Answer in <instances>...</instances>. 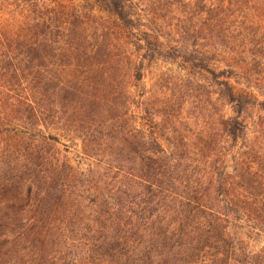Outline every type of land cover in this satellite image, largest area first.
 <instances>
[{"label":"trees","instance_id":"obj_1","mask_svg":"<svg viewBox=\"0 0 264 264\" xmlns=\"http://www.w3.org/2000/svg\"><path fill=\"white\" fill-rule=\"evenodd\" d=\"M179 4L198 19L168 29ZM0 56L64 146L43 155L41 202L71 264H264V0H0ZM157 58L212 81L232 112L213 134L155 121L137 83Z\"/></svg>","mask_w":264,"mask_h":264},{"label":"rangeland","instance_id":"obj_2","mask_svg":"<svg viewBox=\"0 0 264 264\" xmlns=\"http://www.w3.org/2000/svg\"><path fill=\"white\" fill-rule=\"evenodd\" d=\"M161 10V21L168 29L188 13L190 18L198 19L197 8L188 9L186 4L163 6ZM3 59L0 56V67L7 61ZM8 68L11 67L6 66L1 73L16 77L0 89V264H71L72 251L45 234L41 202L43 155L48 151L58 156V148L64 146L45 144L43 135L51 127H46L43 116L39 117L27 105L23 66L15 73ZM190 78L180 58H157L144 61L143 78L137 83V90L151 96V103L162 114L155 121H161L166 128L195 138L213 134L220 111L223 109L227 115L232 112L216 99L212 81L201 76L194 81ZM131 108L136 114V106ZM60 141L70 147L72 163L76 164L78 157L73 153L76 141L66 137H60ZM93 148L101 154L100 147Z\"/></svg>","mask_w":264,"mask_h":264}]
</instances>
